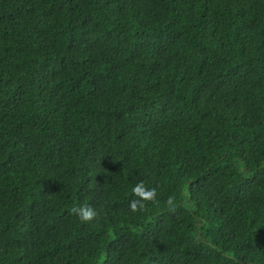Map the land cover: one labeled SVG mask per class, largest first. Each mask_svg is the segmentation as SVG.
Returning <instances> with one entry per match:
<instances>
[{
  "label": "trees",
  "instance_id": "obj_1",
  "mask_svg": "<svg viewBox=\"0 0 264 264\" xmlns=\"http://www.w3.org/2000/svg\"><path fill=\"white\" fill-rule=\"evenodd\" d=\"M0 264H264V0H0Z\"/></svg>",
  "mask_w": 264,
  "mask_h": 264
},
{
  "label": "clouds",
  "instance_id": "obj_2",
  "mask_svg": "<svg viewBox=\"0 0 264 264\" xmlns=\"http://www.w3.org/2000/svg\"><path fill=\"white\" fill-rule=\"evenodd\" d=\"M134 199L129 202V209L136 213L146 210V201L156 202V188L146 187L143 181L137 182L131 189ZM169 209H173L175 205V197L169 196L167 200ZM70 214L76 215L82 222H92L98 217V212L95 208L88 204L77 205L69 209Z\"/></svg>",
  "mask_w": 264,
  "mask_h": 264
}]
</instances>
